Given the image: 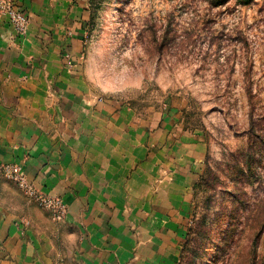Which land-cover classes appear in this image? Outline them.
Returning a JSON list of instances; mask_svg holds the SVG:
<instances>
[{
  "label": "crops",
  "instance_id": "obj_1",
  "mask_svg": "<svg viewBox=\"0 0 264 264\" xmlns=\"http://www.w3.org/2000/svg\"><path fill=\"white\" fill-rule=\"evenodd\" d=\"M16 1L24 33L0 11V264H179L204 135L93 90L90 0ZM8 165L65 212L39 207Z\"/></svg>",
  "mask_w": 264,
  "mask_h": 264
},
{
  "label": "rangeland",
  "instance_id": "obj_2",
  "mask_svg": "<svg viewBox=\"0 0 264 264\" xmlns=\"http://www.w3.org/2000/svg\"><path fill=\"white\" fill-rule=\"evenodd\" d=\"M90 3L93 90L208 142L179 264H264V0Z\"/></svg>",
  "mask_w": 264,
  "mask_h": 264
},
{
  "label": "built area",
  "instance_id": "obj_3",
  "mask_svg": "<svg viewBox=\"0 0 264 264\" xmlns=\"http://www.w3.org/2000/svg\"><path fill=\"white\" fill-rule=\"evenodd\" d=\"M0 11L9 15L11 22L21 33L26 31L29 19L26 13L17 5L16 0H0ZM3 171L9 178L17 181L20 187L42 207L53 210L57 216L65 212V205L61 200L42 195L34 186L29 185L19 166L8 165L3 168Z\"/></svg>",
  "mask_w": 264,
  "mask_h": 264
}]
</instances>
